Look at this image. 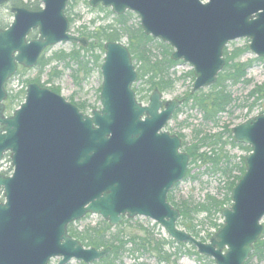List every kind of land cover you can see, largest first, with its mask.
Listing matches in <instances>:
<instances>
[{
	"label": "water",
	"instance_id": "obj_1",
	"mask_svg": "<svg viewBox=\"0 0 264 264\" xmlns=\"http://www.w3.org/2000/svg\"><path fill=\"white\" fill-rule=\"evenodd\" d=\"M8 0H0V6ZM45 8L14 6V20L0 27V161L7 152L12 176L0 174V264H59L101 260L111 248L86 247L69 225L97 214L117 226L145 216L178 243H190L217 264H246L264 230V114L232 128L237 143L250 145L246 171L222 209V227L204 242L178 226L181 211L168 194L187 175L190 155L166 127L181 99L165 100L156 87L149 102L133 85L138 71L121 41L104 43L101 108L90 115L63 95L32 82L25 101L6 114V82L19 66L34 67L49 46L89 39L70 32V0H42ZM122 15H139L147 35L169 43L172 59L193 66L192 93L217 82L229 42L249 38L264 57V0H89ZM37 29L38 37L28 39ZM262 222V223H261Z\"/></svg>",
	"mask_w": 264,
	"mask_h": 264
},
{
	"label": "rangeland",
	"instance_id": "obj_2",
	"mask_svg": "<svg viewBox=\"0 0 264 264\" xmlns=\"http://www.w3.org/2000/svg\"><path fill=\"white\" fill-rule=\"evenodd\" d=\"M72 2L74 3V8L71 16L75 17V21L71 24L70 31L74 34H79L78 31L81 29L82 25H87L90 26L91 29H94V27H98L101 24L115 22L117 14L114 12L110 13L111 8H104L105 10H102L99 6L93 10V7L89 4V0H71V3ZM12 6L11 0L7 4L0 7V22L2 21L3 25L10 24L14 19L11 11ZM132 14L133 16L131 17L130 24L136 26L141 22L140 17L134 12H132ZM93 19L96 20L95 24L92 23ZM35 32L36 35H38V31ZM155 40L156 41L152 43L153 51L156 55L162 56L164 49L157 42L162 40L157 38ZM121 42L128 45V38H122ZM249 43V38H242L230 42L227 47L229 50H232L235 47H241ZM72 49V43L63 42L49 47L45 51L44 55L45 57H50L54 53L61 50L70 52ZM173 50L174 49L171 47V52H173ZM250 58L260 57L249 51L242 59L247 60ZM84 59H92L91 54H85ZM91 64L90 66L93 67ZM134 64L138 71V64L135 61ZM55 67H57V70L62 71V74L49 83V74ZM75 70H77V75H79V82H77L73 76V74L76 73ZM191 70H193V67L189 63H185L182 60H180L179 64L171 70L172 77L176 79V82L172 89L163 92V98L165 100L175 98L183 99L186 97L187 93L191 91L193 86V79L187 76ZM19 71L20 72L11 79L6 87L8 95H15L21 92L22 89H25L27 85L26 80L36 78L40 72V67L36 66L28 71H24L22 70V67H20ZM248 77L252 80L250 84L239 83L229 87L233 96L236 98V101L228 109V111L221 116L217 125L211 121H205L202 113L198 109L193 108L191 103H186V100L184 99L183 104L181 105L182 111L179 113L178 118L172 119L168 123L166 130L174 134L183 133L185 135V142L188 146L199 144V140L207 135H216L221 133L222 138L218 144H213L212 139L207 140L206 144L201 145L200 152L207 153L208 156L212 157L216 154H220L222 158L220 159L221 163L218 164V167L229 166L233 169L230 174L225 175L220 170H216V166L212 162L205 163L199 159L197 162L190 164L189 168L192 169L189 173L190 176L185 178L172 189L176 203L180 204L182 200H185L189 201L193 205H196L204 202L208 195L221 200L225 198L228 193V183L241 174L239 167L241 166L243 159L250 152L248 149L239 145H248L239 143L236 146L233 145V132L230 134L228 130L225 129L227 127V129L232 130L234 126L244 122L248 118L262 113L264 114V98L254 104V98L249 96L250 90L255 85L262 84L264 82V60L258 59L253 64V66L248 70ZM41 81L49 87H60L61 94L69 101L72 97H74V101L76 103H86L88 105V108L85 111L87 114H91L94 109L101 108L100 93L103 78L100 67L94 66L91 73L85 77L84 71L78 70V64L75 62H71L70 66H67L66 61L57 59L46 66L41 75ZM142 87H146L143 80H139L133 86L136 91L137 99L144 104H147L153 90L138 92V90ZM208 88L209 87H206L205 90L207 91ZM143 96H146V98L141 99ZM24 99L25 97L22 96L21 99L16 101L14 110L19 108L21 101ZM13 111L7 112V114L10 115ZM198 131L200 134L197 136ZM224 142H226V144H224ZM183 148L184 147L182 146V150H184ZM231 204L232 202L228 203L226 206H230ZM102 220L104 219L100 215L90 214L75 222V227L79 231H82L87 226L98 225ZM213 222L218 224L224 222V218L221 213L214 212L213 215L209 217L205 212H201L195 217L194 223L197 225V229L201 231V236L204 237L205 242H209L212 237L208 236L209 233L214 234L217 231L216 228L212 226ZM179 227L185 229L193 235V233L182 224H179ZM118 230L124 231L127 236L134 234L143 235L145 231H149L157 239L167 241L173 240L167 233L164 226L145 216L130 218L129 221H123L120 225L115 226L112 229L113 232H117ZM199 240L201 239L199 238ZM132 248V244L127 246L128 250L121 258L122 262L118 261L117 264H217L212 257L199 253L197 247L190 243L174 242L171 245H166V250L172 255L169 261H160L156 252H146L143 250L133 251L131 250ZM60 260L61 257H55L50 261V264H59ZM67 264L86 263L73 259ZM92 264L99 263L96 261ZM251 264H264V261L254 258Z\"/></svg>",
	"mask_w": 264,
	"mask_h": 264
},
{
	"label": "trees",
	"instance_id": "obj_3",
	"mask_svg": "<svg viewBox=\"0 0 264 264\" xmlns=\"http://www.w3.org/2000/svg\"><path fill=\"white\" fill-rule=\"evenodd\" d=\"M11 1V0H10ZM75 1V0H73ZM13 6H24L32 10H39L42 8V0H12ZM74 3L70 2L67 8V15L69 17L70 23L72 24L75 21V17L71 16L73 13ZM102 10H105L102 6L99 7ZM93 10H95L93 8ZM112 13V11H110ZM133 14L127 12L123 15H117L115 22L101 24L98 27L91 29L90 26L82 25L79 29V34L85 36L89 39V45L83 47L80 44H74L73 49L70 52L61 50L54 53L50 57H45L42 54L37 66L40 67V72L36 78L26 80L28 85L30 82H37L42 86H47L42 83L41 75L44 72L46 66L57 59H62L66 61V65L70 66L71 62L78 64V70H83L85 77H87L93 67H100L103 62L104 57V43L106 41H121L122 38H128V48L132 54L133 60L138 64V73L139 80H143L146 87H142L138 92H143L145 90H154L158 87L162 92L168 91L174 87L176 79L172 77L171 70L179 64V61L172 59L171 45L166 44L163 41H157L159 45L164 49L162 56L156 55L153 51L152 43L156 41L152 36L145 34L141 24L131 25L130 20ZM96 20L93 19L92 23L95 24ZM9 24L3 25V22H0L1 27H6ZM32 38H35L36 32H32L30 35ZM99 51V52H98ZM249 52V45L246 44L241 47H235L232 50L226 46L224 49V56L226 58V65L224 69L219 73L217 82L210 86L206 91L205 88L201 89L195 93L191 91L187 93L186 97L183 99L186 100V103H191L193 108L198 109L205 121H211L216 125L219 123L221 116L228 111V109L235 103L236 98L233 96L232 91L229 89L230 86L237 85L239 83L250 84L252 80L248 77V70L253 66V64L258 60H264V58H250L243 60V56ZM91 54L92 59L86 60L85 54ZM92 63V64H91ZM93 65L92 66H90ZM24 71L29 69L22 68ZM20 71L17 72V74ZM76 73L73 74L74 78L79 82V75ZM62 74V71L57 70V67L49 74L48 82H52L55 78L59 77ZM187 76L191 77L193 81L195 80V75L193 70H191ZM81 80V79H80ZM8 83L6 84L7 87ZM57 93H61L60 87H49ZM26 91L22 89L21 92L15 95H9V98L6 101V109L8 112L14 110L15 103L21 97H25ZM249 96L254 98V104L259 100L264 98V82L262 84L255 85L249 92ZM146 98V96L141 99ZM71 102L75 103L80 107L82 111H86L88 105L86 103H76L74 97L71 98ZM23 101H21L22 103ZM20 103V104H21ZM182 111V108H178L173 115V119H177L179 113ZM231 134V129H226ZM183 141V149L190 155L191 163L197 162L201 159L203 162H212L216 166V170H220L225 175H228L232 172V168L229 166L218 167V164L221 163L220 159L222 158L220 154H216L214 157L208 156L207 153L200 152L201 145L206 144L207 140L213 141V144H218L221 141V133L216 135H207L199 140V144H193L188 146L185 142V135L183 133H177ZM200 134L198 131L197 136ZM233 137V136H232ZM226 144V142H224ZM233 145H238V143L232 139ZM243 146V148L248 149L251 152V147ZM216 151V150H215ZM245 158L241 166L239 167L241 174L236 176L234 180L228 183V193L223 199H217L214 196L208 195L207 199L204 202L198 203L196 205L191 204L189 201L182 200V202L176 203L172 190L168 195V200L172 202L175 207H178L181 211V219L179 224H182L186 227L193 235L201 240H205L201 236V231L197 229V225L194 223L195 217L201 213L205 212L209 217L213 215L214 212L221 213L222 209L228 204L231 203V192L233 187L237 184L240 178L245 173ZM192 171L189 168L187 177ZM186 177V178H187ZM178 185V184H177ZM1 191V190H0ZM3 198L0 199V202ZM175 202V203H174ZM129 221V219L125 220ZM223 223L218 224L216 222L212 223V226L218 230ZM113 227L105 220H102L98 225L87 226L82 231H79L75 227V223L70 224L69 232L72 236L79 239L87 247H97V248H111L109 255L102 260L98 261L99 264H117L118 261H121L124 253L128 250L127 246L129 244L133 245L131 250L133 251H146V252H156L160 261H169L171 254L166 250V245H171L174 243V240H160L157 239L149 231H145L143 235H128L121 230L117 232L112 231ZM213 233H209L208 236H212ZM254 258H258L260 261H264V230L259 238V240L254 245V250L247 260L246 264H251Z\"/></svg>",
	"mask_w": 264,
	"mask_h": 264
},
{
	"label": "bare ground",
	"instance_id": "obj_4",
	"mask_svg": "<svg viewBox=\"0 0 264 264\" xmlns=\"http://www.w3.org/2000/svg\"><path fill=\"white\" fill-rule=\"evenodd\" d=\"M26 8H27V7H26ZM28 9H29V8H28ZM30 10H32V9H30ZM39 10H40V9H39ZM35 11H36V10H35ZM66 11H67V8H66ZM12 13H13V12H12ZM66 15H67V13H66ZM13 16H14V14H13ZM67 16H68V15H67ZM68 18H69V17H68ZM13 20H14V19H13ZM69 21H70V20H69ZM12 22H13V21H12ZM12 22H11V23H12ZM11 23H10V24H11ZM10 24H9L8 26H6V27H1V26H0V27H1V28H7V27L10 26ZM35 31H36V30H33L32 32H35ZM32 32H31V33H32ZM241 39H242V38H241ZM234 41H235V40H234ZM250 41H251V40H250ZM89 42H90V41H89ZM231 42H232V41H231ZM229 43H230V42H229ZM229 43H228V44H229ZM249 44H250V43H249ZM249 44H248V45H249ZM226 46H228V45H226ZM226 46H225V47H226ZM49 47H51V46H49ZM49 47H47V48L42 52V54H44L45 51H46ZM249 51H250V47H249ZM42 54L40 55L39 60H40ZM224 57H225V56H224ZM258 57H259V56H258ZM260 58H264V57H260ZM39 60H38V62H39ZM225 60H226V58H225ZM38 62H37V64H38ZM103 62H104V58H103ZM103 62H102V64H103ZM37 64H36L34 67H36ZM225 65H226V64H225ZM191 66H192V65H191ZM20 67H22V68H26V67H23V66H19V68H20ZM101 67H102V65H101ZM192 67H193V66H192ZM224 67H225V66H224ZM19 68H18L17 72L19 71ZM26 69H29V68H26ZM223 69H224V68H223ZM193 72H194V70H193ZM101 73H102V72H101ZM194 75H195V74H194ZM138 79H139V73H138ZM137 82H138V81H137ZM137 82H136V83H137ZM193 82H194V81H193ZM30 83H32V82H30ZM30 83H29V84H30ZM36 83H37V82H36ZM29 84H28V85H29ZM38 84H39V83H38ZM28 85H26V87H25V91H26ZM39 85H40V84H39ZM41 86H42V85H41ZM43 87H46V86H43ZM47 88H49V87H47ZM205 88H206V87H205ZM49 89H50V88H49ZM202 89H204V88H202ZM51 90H52V89H51ZM53 91H54V90H53ZM56 93H57V92H56ZM58 94H61V93H58ZM61 95H62V94H61ZM25 96H26V95H25ZM136 96H137V95H136ZM150 96H151V95H150ZM8 98H9V95H8L7 99H8ZM7 99L5 100V103H6ZM77 106H78V105H77ZM78 107H79V106H78ZM79 108H80V107H79ZM6 112H8L7 109H6ZM188 171H189V169H188Z\"/></svg>",
	"mask_w": 264,
	"mask_h": 264
},
{
	"label": "built area",
	"instance_id": "obj_5",
	"mask_svg": "<svg viewBox=\"0 0 264 264\" xmlns=\"http://www.w3.org/2000/svg\"><path fill=\"white\" fill-rule=\"evenodd\" d=\"M5 168H8L9 165L8 164H4ZM4 169V167L2 166L1 170Z\"/></svg>",
	"mask_w": 264,
	"mask_h": 264
},
{
	"label": "flooded vegetation",
	"instance_id": "obj_6",
	"mask_svg": "<svg viewBox=\"0 0 264 264\" xmlns=\"http://www.w3.org/2000/svg\"><path fill=\"white\" fill-rule=\"evenodd\" d=\"M182 101H183V99H182Z\"/></svg>",
	"mask_w": 264,
	"mask_h": 264
}]
</instances>
